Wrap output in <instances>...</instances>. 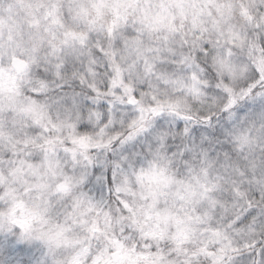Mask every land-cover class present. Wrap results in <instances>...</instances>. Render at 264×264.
<instances>
[{
	"label": "snow or ice",
	"instance_id": "6c2138e0",
	"mask_svg": "<svg viewBox=\"0 0 264 264\" xmlns=\"http://www.w3.org/2000/svg\"><path fill=\"white\" fill-rule=\"evenodd\" d=\"M0 264H264V0H0Z\"/></svg>",
	"mask_w": 264,
	"mask_h": 264
}]
</instances>
